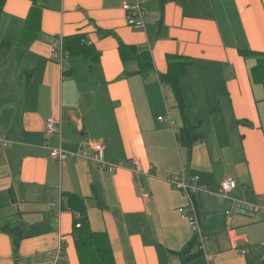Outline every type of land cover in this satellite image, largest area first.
Here are the masks:
<instances>
[{
  "label": "crops",
  "instance_id": "crops-1",
  "mask_svg": "<svg viewBox=\"0 0 264 264\" xmlns=\"http://www.w3.org/2000/svg\"><path fill=\"white\" fill-rule=\"evenodd\" d=\"M36 1L40 30L24 47L16 42L31 0H4L0 13V136L12 141L0 147V226L21 227L15 249L0 231V264H79L64 193L85 200L90 227L107 234L115 264H181L177 253L195 236L177 208L190 203L207 239L187 264H258L264 81L252 82L255 59L238 51L264 53V0H147L141 29L126 25L121 0ZM75 34L94 47L97 61L63 51L62 39ZM120 43L147 52L151 65L122 61ZM167 55L190 61L180 79L188 120H213L190 148L175 139L182 121L179 115L177 125L172 92L158 80ZM23 69H31L27 80ZM214 103L218 120L212 112L204 119L201 110ZM49 116L61 120L60 139L44 132ZM87 140L102 142L107 162L124 167L109 173L91 164L80 145ZM59 147L73 155L58 163L50 152ZM181 173L198 175L203 191L189 199L164 181ZM228 177L236 187L215 196ZM236 200L262 209H236Z\"/></svg>",
  "mask_w": 264,
  "mask_h": 264
},
{
  "label": "trees",
  "instance_id": "trees-1",
  "mask_svg": "<svg viewBox=\"0 0 264 264\" xmlns=\"http://www.w3.org/2000/svg\"><path fill=\"white\" fill-rule=\"evenodd\" d=\"M164 2L166 0H160ZM32 7L28 13L22 30L19 34L16 44L20 47H24L30 44L36 35L38 34L39 27V6L36 0H31ZM4 0H0V13L3 10ZM105 32L104 35H108ZM6 44V43H5ZM63 51L68 53V56H84L90 57V59L97 61L99 59L98 53H95V49L91 45H87L82 34H75L62 39ZM135 46L119 44L118 50L122 61L136 59L140 62L141 58H145L148 61V65H151L149 54L146 52L138 53ZM243 57H252L255 59V65L250 68V77L253 83L258 84L264 81V53L253 51H238ZM167 71L164 74L158 75V80L161 84L170 88L175 107L178 110L182 124L178 131L175 133V139L178 145L190 148L193 144L203 141V133L200 130L202 121H196L195 124L191 123L185 115V105L182 96V90L180 86V79L186 73L190 61L186 57L178 55H167ZM139 69H145L144 64L139 65ZM31 72V69L25 70L26 80L28 77L27 72ZM64 206L72 212V234L74 237V244L79 264H115L112 248L108 239V236L104 232H95L91 229L85 200L72 193H64ZM63 208V206H61ZM4 230L12 241V245L15 248L18 246V242L21 239V227H10L8 224L0 226V231ZM196 248V250H194ZM181 259V264H187L188 262L198 258L203 254L200 250L197 239L194 237L190 240L184 249L177 253ZM264 264V258L258 263Z\"/></svg>",
  "mask_w": 264,
  "mask_h": 264
},
{
  "label": "built area",
  "instance_id": "built-area-1",
  "mask_svg": "<svg viewBox=\"0 0 264 264\" xmlns=\"http://www.w3.org/2000/svg\"><path fill=\"white\" fill-rule=\"evenodd\" d=\"M146 2L147 0H121V9L125 12V21L128 27L133 29H141L144 27L147 15ZM65 56H67V54H65ZM158 120L165 122L163 117H158ZM166 122L171 125L172 122L170 117L166 119ZM44 132L46 136L58 135L60 139L62 132L61 120H55L52 116L47 117L45 120ZM11 143L12 141L9 139L0 136L1 148H6ZM80 145L82 147L85 146L83 156L91 164H96L109 173H114L124 167L122 163L113 164L107 162L105 159L104 146L102 142L87 140L81 142ZM72 155V153H69L60 147L53 149L50 152V156L57 160L58 163L67 160ZM131 164L133 166V171L136 174L142 173L141 164L137 159H132ZM164 181L175 185L181 191V193L189 199H191L196 193L203 191V187L199 184L198 175H193L187 178L184 173H181L178 176H168ZM235 187L236 181L234 179L230 177L225 178L219 183L218 188L215 191V196L219 198H225ZM143 197L148 198L149 193L144 192ZM235 208L248 210L251 212H258L260 209H262V207L259 205L250 204L240 200L235 201ZM177 211L180 217L187 221L188 227L197 239L200 250L203 252V243L207 239V236L201 232L199 217L194 205L190 203L189 205L180 206L177 208ZM226 213L230 214L229 211Z\"/></svg>",
  "mask_w": 264,
  "mask_h": 264
},
{
  "label": "rangeland",
  "instance_id": "rangeland-1",
  "mask_svg": "<svg viewBox=\"0 0 264 264\" xmlns=\"http://www.w3.org/2000/svg\"><path fill=\"white\" fill-rule=\"evenodd\" d=\"M23 71H25V69H23ZM24 75H25V73H24ZM25 78H26V75H25ZM167 98H169V97H167ZM216 99H217V95L215 94V96L214 95H211V96H209L208 97V101H212V102H215L216 101ZM171 102H170V104L173 106V111H174V114H175V120L177 121V125H178V116H179V113H178V110H177V108L175 107V104H174V98H173V96L171 97V100H170ZM217 104L216 103H214V104H212V107H211V109L209 110L208 109V107L207 106H205V108H203L202 110H201V116L202 117H204V119H208L210 116H211V112H212V118H214V121H217L218 120V117H219V114H217L215 117H214V115H215V113H216V111H217ZM219 113H221V112H219ZM200 115V114H199ZM221 119V118H220ZM220 121V120H219ZM218 121V122H219ZM217 122V123H218ZM213 123V120H210V121H208L207 122V120H206V125L204 126V124H203V126H201V129H200V131L204 134V132L206 133L207 132V128L210 126V124H212ZM176 128V127H175ZM206 136V135H205ZM206 140H207V143L211 146V143H210V141H209V137H207L206 136ZM174 151V150H173ZM177 151V150H176ZM106 171V170H105ZM166 179V177L164 178V180ZM168 183V182H167ZM230 195V194H229Z\"/></svg>",
  "mask_w": 264,
  "mask_h": 264
}]
</instances>
